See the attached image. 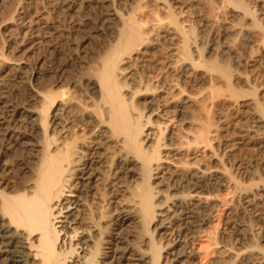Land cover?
Wrapping results in <instances>:
<instances>
[{
  "label": "bare ground",
  "instance_id": "bare-ground-1",
  "mask_svg": "<svg viewBox=\"0 0 264 264\" xmlns=\"http://www.w3.org/2000/svg\"><path fill=\"white\" fill-rule=\"evenodd\" d=\"M171 1L150 0L152 20L139 0L78 1L97 6L109 31L82 73L83 95L66 90L77 91L78 80L58 76L40 83L37 72L32 105L24 109L27 138L10 125L12 117L0 118V264H131L126 243L131 227L146 245L148 264H158L167 245L161 243L164 226L179 217L174 227L187 239L196 219L193 206L205 209L209 180H228L220 161L213 171L207 167L209 108L235 95L230 81L241 74L217 55L236 60L243 53L247 59L235 45L236 54L234 41H264V17H257L264 16V3L257 10L246 0H193V9L205 7L208 13L196 16L194 33L170 12ZM67 5L76 9L74 0ZM160 10L166 22L156 15ZM227 14L240 22H228ZM155 34L167 41L165 62L148 59L158 51ZM230 36L239 39L231 44ZM244 80L251 85L249 77ZM248 93L242 96L254 99L256 89ZM245 102L232 103L240 113L252 104L263 123L257 101ZM240 192L245 206L254 207L262 202L264 185L259 193ZM116 239L121 252L114 254Z\"/></svg>",
  "mask_w": 264,
  "mask_h": 264
},
{
  "label": "rangeland",
  "instance_id": "rangeland-1",
  "mask_svg": "<svg viewBox=\"0 0 264 264\" xmlns=\"http://www.w3.org/2000/svg\"><path fill=\"white\" fill-rule=\"evenodd\" d=\"M70 1L73 0H54V2L53 0H0V61L4 62V65L0 63V118L7 121V118L12 117L8 121L12 127L15 126L20 136L24 134L22 137L27 138L24 131L30 129V123L24 116V109L32 105L29 92L36 73H39L40 83L58 76L76 79L78 89L73 91L71 87H68L69 89H66L68 95H83L85 89L82 86L84 82L82 73L87 68L86 64L94 60L93 54L109 37L107 34L109 31L104 25L102 27L100 22L102 15L97 6L92 8L78 6L77 3L78 1L80 3V0H74V6L78 9L70 10L71 8L67 5ZM192 1H171L170 12L179 16L178 18H183L185 20L183 23L186 22L184 25L189 27L190 32L198 33L197 17L205 15L207 9L205 7H202V10L201 7L193 9L191 3L194 1ZM246 1L249 6L257 10L262 2L264 3V0ZM139 2L142 12L146 14V19L152 20L154 14L150 0H139ZM52 3L56 5V8H53L55 6ZM57 9H61L62 13ZM23 13V17H20ZM159 14H156L160 16L158 18L166 22V11L160 10ZM227 15V18L228 16L231 18L228 22H231L232 15ZM258 15L259 13L257 17L263 20L264 16ZM235 20L238 19L233 20L234 24ZM262 20H260L261 23L264 21ZM151 37L157 40L158 51L156 52L155 49L153 54H149L148 59L160 61L164 57V62L167 61L165 60L167 41L159 34ZM228 38L226 41L232 40V44L235 37ZM252 39L242 42L236 40L233 43L235 51L239 48L238 52H245L247 59L243 58V53H239L242 54L241 58L237 55L236 60L227 55L226 57L217 55L220 63L228 64L243 78L241 80L239 76V79L236 77L230 81L231 88L235 91L232 98L228 100H225V97L221 98L225 101L218 99L212 103L211 109L209 108L212 133L210 134L211 153L209 152L207 167L209 171H213L217 161H220L226 170L228 180L221 182L222 185L209 180L207 190L204 192L207 199L206 203L204 201L205 209L197 208L198 205L193 206L196 208L193 210L196 219L187 239L182 238L183 236L179 234L181 231L174 227L180 224L179 217L164 226L166 229L161 232L163 234L161 243L164 246L167 245L161 250L158 264H264V197L261 204L248 207L243 203L240 194L243 189L251 193L254 191L259 193L260 187L264 185V122L256 120L259 112H255L256 108H253L252 104L250 105L254 110L240 113L237 106H233L232 103L236 98L248 103H254L255 99L264 113V41L261 42L258 38ZM219 44H222V41ZM237 62L242 64L237 65ZM246 77H249V82L251 81L250 86L244 80ZM254 88L256 89L254 99L251 96L247 98L242 96L249 94L248 91L251 92ZM219 89H221L220 93L224 91L223 87ZM9 108L16 111L15 114L13 112V116ZM19 125L22 126L19 127ZM120 208L130 211L132 205H121ZM115 215H117L116 211L113 213V216ZM243 226L248 228L247 232L240 230ZM134 231L136 232L131 227L126 237L129 254L133 255L132 260H134L131 264H148L145 254L146 245L136 237ZM119 241L116 239L117 249L115 247L114 254L121 252V249H118ZM182 241L187 244L186 247H179ZM173 252L177 253L175 259H172Z\"/></svg>",
  "mask_w": 264,
  "mask_h": 264
}]
</instances>
